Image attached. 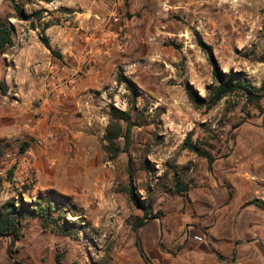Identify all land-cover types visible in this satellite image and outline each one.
Listing matches in <instances>:
<instances>
[{
    "label": "rangeland",
    "instance_id": "374dc122",
    "mask_svg": "<svg viewBox=\"0 0 264 264\" xmlns=\"http://www.w3.org/2000/svg\"><path fill=\"white\" fill-rule=\"evenodd\" d=\"M126 4L125 9L128 4L133 5L129 13L134 27H119L114 42L117 50L124 52L123 59L117 60L107 85L92 92L107 94L105 122H109V114L117 108L131 109L135 124L129 151L115 160L108 156L115 174V199L105 206V218L111 224L112 233L101 237L84 223L86 218L72 219L70 213L76 212V208L71 203L60 223L80 221L88 236L83 235V240H78L43 230L44 236L37 221L31 222L26 228L27 236L19 242L23 245L19 256L14 253V241L12 243L13 255L16 254L15 259L21 263L56 264V255L70 251V258L62 264H124L123 258L131 256V248L126 244L137 247L139 239L135 229L130 230V239V221L136 220L134 214L142 211L129 197L118 193L119 187L128 186L129 164L140 200L146 206L164 203L174 194L177 180L198 186L199 177L210 170L206 158L183 149L188 136L200 151L216 161L229 149H235L239 137H253L252 133L242 135L243 126L263 120L264 99L248 104L240 94H232L207 111L195 107L186 84L206 98L217 85L209 56L200 47L199 38L212 46L223 72H243L253 85L263 80L264 63L258 60L264 53V0H130ZM96 5V0H55L51 4L36 0L26 4L25 11L32 15L46 10L42 22L49 20L53 26L45 34L62 54L60 44L68 43L64 33L67 29L73 28L74 33L86 27L93 30L99 19L93 14L85 19L84 14ZM15 14L10 0H0V18L8 17L14 27V45L6 53L0 52V208L16 199L25 183L19 160L26 135L19 127L18 115L26 106L22 108L25 99L16 92L20 87L27 92V84L40 91L44 85L35 70L38 64L48 65V59L53 58L42 41L40 24L34 19L20 21L13 18ZM90 33L92 31L89 35L74 34L72 38L85 40ZM120 73L134 81L136 93L118 83ZM31 99V109H36L38 99L32 95ZM119 142L124 147V139ZM14 167L15 175L9 180L8 172ZM25 200L30 202L28 196ZM114 205L122 209L120 218L113 217ZM129 212L131 218L123 223ZM115 234L117 238L112 239ZM38 238H41L39 242ZM8 243L7 238L0 239L1 262L13 264L8 255ZM253 253L250 250L242 257L232 253L223 264H264V259H256Z\"/></svg>",
    "mask_w": 264,
    "mask_h": 264
},
{
    "label": "crops",
    "instance_id": "0c3cea01",
    "mask_svg": "<svg viewBox=\"0 0 264 264\" xmlns=\"http://www.w3.org/2000/svg\"><path fill=\"white\" fill-rule=\"evenodd\" d=\"M96 2L97 5L89 9L90 14H84L85 19L92 14L99 19L93 30L86 27L74 33L73 28L67 29L64 33L68 43L60 44L62 54L50 41L61 58L46 47L53 56L48 60L58 70L60 78L70 84L51 85L50 91H46L45 86L36 91L32 84H27V92L20 87L16 93L25 99L22 108L26 106L18 115L19 127L26 135L22 146L28 144L19 160L24 184L31 185L24 196H28L30 202L38 197L54 196L57 202L72 203L76 208L75 214L70 213L72 219L86 218L84 223L88 228L103 237L113 230L105 218V206L115 199V174L112 161L101 149L109 123L105 122L107 94L92 92L107 85L117 60L123 59L124 52L118 51L114 43L119 27L132 29L134 22L129 13L133 5L128 4L126 9L124 6L130 0ZM112 17H119L120 22L112 23ZM89 31L92 33L85 40L72 38L74 34L89 35ZM263 80L254 85L260 87ZM52 90L53 96L61 95V100L56 101L51 96L48 104L46 99ZM31 95L38 99L36 109H31ZM240 131L242 135L252 133L253 137H239L235 149H229L213 162L205 176L199 177L198 186L189 184L186 196L174 193L164 203L147 205L161 216L140 224L143 210L134 214L136 220L130 221L128 234L131 239L130 230L138 231L142 247L154 264H223L232 253L242 257L250 250L256 259H264V210L253 203L255 199L264 202V117L259 124L247 123ZM39 140L44 144L40 145ZM65 203L62 207L67 211ZM131 216L129 212L123 223ZM34 221L45 236L41 219L29 215L25 219V237L26 228ZM83 235L81 233L78 240H83ZM40 240L38 238L37 242ZM126 247L131 248V256L123 258L124 264H147L138 247L130 244ZM17 255L14 254V258ZM69 255L70 251L65 252L62 263ZM2 259L0 255V264H4Z\"/></svg>",
    "mask_w": 264,
    "mask_h": 264
},
{
    "label": "trees",
    "instance_id": "16d2710c",
    "mask_svg": "<svg viewBox=\"0 0 264 264\" xmlns=\"http://www.w3.org/2000/svg\"><path fill=\"white\" fill-rule=\"evenodd\" d=\"M36 0H10L13 9L15 10V16L20 21H30L34 19L41 27V36L44 45L50 50V52L61 58L59 54H56L55 50L50 44V40L46 36V31L52 26L50 21L42 22L43 13L46 10H39L32 15L27 14L25 11V5L30 4ZM46 4H51L55 0H41ZM37 26H35L36 28ZM200 47L208 54L210 63L213 67V76L217 85L211 90L209 98L203 97L190 85L186 84V91L198 109L206 108L207 111L213 110L219 102L232 94H240L245 98L248 104L258 103L264 99V80L260 87L254 86L247 80L245 73L243 72H223L217 60L214 57L213 48L203 42L201 38L198 39ZM14 45V27L10 23L8 17L0 18V52L6 53L9 48ZM260 63H264V53L258 60ZM118 83L125 84L126 88L136 93V84L125 76L124 73H120L118 76ZM4 91H6L3 84H1ZM110 120L105 130L104 142L101 145V149L108 154L110 160L117 159L122 153L129 151L132 139V130L135 126L133 122L132 110L113 109L109 114ZM124 139V147L120 144V139ZM28 147V144H24L21 149V153H24ZM183 149L196 152L197 155L207 159L209 168L211 169L215 158L210 157L208 154L200 151L194 142L191 141V136H188L184 141ZM16 168H12L8 172V179L11 180L15 175ZM129 183L128 186H121L118 188V193H123L129 197L133 203L143 210L144 218L140 222H144L151 217L161 216V214H154L152 209L145 205L144 202L136 194V189L133 184L134 173L131 163L128 166ZM22 186V191H19L17 198L7 201L0 208V236L9 235L14 241V253H18L23 249V245L19 242L25 237L23 232L25 226V219L27 216L39 217L41 219L42 228L44 231H52L54 233L67 236L71 239H78L80 234L88 236L86 228L82 223L69 222L65 220V224H61L60 220L65 219L66 210L62 207L64 201H58L54 196H50L47 199L38 197L31 202L25 200L24 191L31 188V185ZM189 190V185L185 184L181 180H177L174 184V193H178L182 196H186ZM253 203L257 204L264 210V202L258 199L253 200ZM67 208L71 203H65ZM66 208V207H65ZM139 224V225H140ZM137 247L145 262L150 264V258L146 254L144 248L139 239H137ZM62 254H58L55 257L56 264H62ZM24 264V263H23Z\"/></svg>",
    "mask_w": 264,
    "mask_h": 264
},
{
    "label": "built area",
    "instance_id": "2783aa9c",
    "mask_svg": "<svg viewBox=\"0 0 264 264\" xmlns=\"http://www.w3.org/2000/svg\"><path fill=\"white\" fill-rule=\"evenodd\" d=\"M112 20L114 22H120L119 17H113ZM35 72L38 74V76L41 80V83L45 86L46 91H50V88L52 87L51 85H54V86L55 85L56 86L63 85L64 86V85H66V83H67V85L70 84V82H66V80H63L60 78L58 70L51 63H49L48 65H44V66H42V64H38ZM51 96H53V90L49 94V99L48 98L46 99L48 104H49ZM53 97L56 101L61 100V95H59V94L55 95ZM38 143L40 145L44 144L43 140H39ZM49 146H50V143L48 144V147ZM120 214H121V209L117 207L115 209L113 217H118V216H120ZM196 238L199 240H202V238L199 236H197Z\"/></svg>",
    "mask_w": 264,
    "mask_h": 264
},
{
    "label": "water",
    "instance_id": "95a60500",
    "mask_svg": "<svg viewBox=\"0 0 264 264\" xmlns=\"http://www.w3.org/2000/svg\"><path fill=\"white\" fill-rule=\"evenodd\" d=\"M8 238L9 239V243H8V255H9V258L10 260L13 262V264H23L21 263L20 261L16 260L13 256V251H12V243H13V238L9 235H6V236H0V239L1 238ZM150 264H154L152 261H150Z\"/></svg>",
    "mask_w": 264,
    "mask_h": 264
}]
</instances>
